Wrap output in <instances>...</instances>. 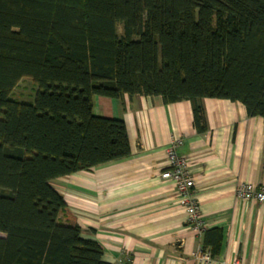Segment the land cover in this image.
I'll return each instance as SVG.
<instances>
[{"label": "trees", "instance_id": "16d2710c", "mask_svg": "<svg viewBox=\"0 0 264 264\" xmlns=\"http://www.w3.org/2000/svg\"><path fill=\"white\" fill-rule=\"evenodd\" d=\"M23 77L33 102L10 97ZM125 94L190 101L199 133L205 98L264 119V0H0V264H110L52 181L131 154L125 122L94 113Z\"/></svg>", "mask_w": 264, "mask_h": 264}, {"label": "crops", "instance_id": "0c3cea01", "mask_svg": "<svg viewBox=\"0 0 264 264\" xmlns=\"http://www.w3.org/2000/svg\"><path fill=\"white\" fill-rule=\"evenodd\" d=\"M203 104L209 129L199 133L190 101L95 96V115L125 122L131 154L52 185L67 205L61 219L98 241L110 264H202L203 233L188 223L174 183L161 177L173 137L183 140L177 152L189 159L204 228L223 231L213 264H264V203L236 194L246 182L264 189V119L240 102Z\"/></svg>", "mask_w": 264, "mask_h": 264}, {"label": "built area", "instance_id": "2783aa9c", "mask_svg": "<svg viewBox=\"0 0 264 264\" xmlns=\"http://www.w3.org/2000/svg\"><path fill=\"white\" fill-rule=\"evenodd\" d=\"M182 144L183 140L181 138L173 137L166 146L167 168L162 172L161 177L174 183L178 202L188 214V223L193 225L200 233H203L205 228L200 205L194 193L196 183L189 169V159L186 156H180L177 152ZM236 194L238 198L245 201L258 200L264 203V189L258 188L253 183H242L238 186ZM196 256L202 264L214 263V258L208 250L204 251L199 248Z\"/></svg>", "mask_w": 264, "mask_h": 264}, {"label": "rangeland", "instance_id": "374dc122", "mask_svg": "<svg viewBox=\"0 0 264 264\" xmlns=\"http://www.w3.org/2000/svg\"><path fill=\"white\" fill-rule=\"evenodd\" d=\"M117 33H123V25H117ZM38 91V85L31 77H23L16 88L12 91L10 97L21 102H33ZM1 235V234H0Z\"/></svg>", "mask_w": 264, "mask_h": 264}]
</instances>
